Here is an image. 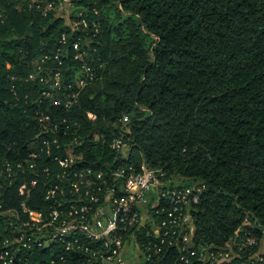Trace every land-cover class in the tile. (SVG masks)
<instances>
[{
    "label": "trees",
    "instance_id": "1",
    "mask_svg": "<svg viewBox=\"0 0 264 264\" xmlns=\"http://www.w3.org/2000/svg\"><path fill=\"white\" fill-rule=\"evenodd\" d=\"M68 2L70 19L86 17L85 31L80 25V33L70 34L63 17L30 8V0H0V163L26 158L49 134L38 121L42 111L60 131L67 128L56 136L73 145L84 165L126 162L105 140L123 132L118 119L127 115L129 162L161 168L178 185H205L190 209L195 248L220 245L241 228L252 229V251L258 249L264 236V0ZM62 32L68 43L79 37L88 44L96 67V79L68 108L53 105L59 92L41 94L46 72L36 68ZM66 65L63 79L74 83ZM74 137L80 144H72ZM36 189L40 205L41 183ZM81 256L60 259L38 248L21 252L14 264H92L89 254ZM178 256L176 246L165 245L159 260L145 264H187ZM188 264L204 263L193 257Z\"/></svg>",
    "mask_w": 264,
    "mask_h": 264
},
{
    "label": "built area",
    "instance_id": "2",
    "mask_svg": "<svg viewBox=\"0 0 264 264\" xmlns=\"http://www.w3.org/2000/svg\"><path fill=\"white\" fill-rule=\"evenodd\" d=\"M61 4L70 7L68 0L29 3L44 15L48 11L57 15ZM59 16L65 19L70 34L80 33V25L84 31L87 27L86 17L72 20L70 15ZM91 25L96 31L97 23L92 21ZM68 36L62 32L52 55L40 57L36 66L46 72L39 78L41 94L59 92L53 105L64 108L77 100L84 85L96 79L88 44L81 43L79 37L68 43ZM49 60L56 63L55 69ZM65 62L74 83L63 79ZM36 114L43 132L49 134L26 158L0 163V264H14L21 252L38 248H46L60 259L67 253L72 257L89 254L86 260L92 264H145L159 260L165 245L178 248L181 263L188 264L196 257L204 264H264L259 247L252 251L257 244L252 229L237 228L220 245L190 246V209L198 203L205 185L196 181L178 185L161 168L148 167L143 161L129 162L123 153L130 132L127 115L118 119L123 132L105 140L126 162L104 163L102 169L84 165L70 150L73 145H65L56 136L60 132L66 135L67 128L60 131L51 114ZM76 143L80 140L74 137L72 144ZM28 172L32 173L29 179L25 176ZM40 183L39 205L35 200Z\"/></svg>",
    "mask_w": 264,
    "mask_h": 264
},
{
    "label": "rangeland",
    "instance_id": "3",
    "mask_svg": "<svg viewBox=\"0 0 264 264\" xmlns=\"http://www.w3.org/2000/svg\"><path fill=\"white\" fill-rule=\"evenodd\" d=\"M66 4H61L60 6V10L57 9V15H62L64 17H67L70 15L69 12H70V8H66L67 6H65ZM175 184H178V183H175ZM181 185H184L183 183ZM259 249H260V252H263L264 253V236L262 237L261 241H260V244H259Z\"/></svg>",
    "mask_w": 264,
    "mask_h": 264
},
{
    "label": "water",
    "instance_id": "4",
    "mask_svg": "<svg viewBox=\"0 0 264 264\" xmlns=\"http://www.w3.org/2000/svg\"><path fill=\"white\" fill-rule=\"evenodd\" d=\"M190 246H192V243H190Z\"/></svg>",
    "mask_w": 264,
    "mask_h": 264
}]
</instances>
